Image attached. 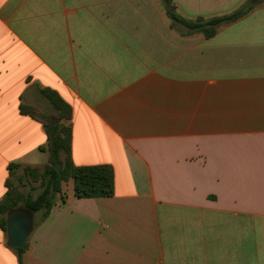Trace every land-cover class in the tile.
I'll list each match as a JSON object with an SVG mask.
<instances>
[{
    "label": "crops",
    "instance_id": "obj_1",
    "mask_svg": "<svg viewBox=\"0 0 264 264\" xmlns=\"http://www.w3.org/2000/svg\"><path fill=\"white\" fill-rule=\"evenodd\" d=\"M224 1L194 0L191 19ZM158 15L151 0H0V199L9 164L48 163L43 123L20 110L53 117L42 88L71 106L73 163L114 171L111 196L64 181L22 253L0 229V264H264V1L211 37Z\"/></svg>",
    "mask_w": 264,
    "mask_h": 264
},
{
    "label": "trees",
    "instance_id": "obj_2",
    "mask_svg": "<svg viewBox=\"0 0 264 264\" xmlns=\"http://www.w3.org/2000/svg\"><path fill=\"white\" fill-rule=\"evenodd\" d=\"M164 5L171 0H160ZM254 4L245 2L235 9L213 15L208 18H186L173 11L169 14L171 27L180 31L183 35L201 33L205 37L215 35L218 27L233 23L245 17ZM182 26L183 30L180 29ZM40 94L51 104L55 114L53 117L37 113L31 106L21 105L20 110L32 118L41 121L47 134L48 163L39 166L11 163L8 166L9 178L6 181L7 190L0 199V229L6 234L7 213L15 208L23 207L33 214L39 213L36 223L43 221L50 213L57 193L62 191V184L68 179L73 180L74 195L78 198L111 196L114 192V171L109 164L79 166L73 163L71 154L72 130L67 121L70 120L71 106L54 90L49 88L39 89ZM56 119L54 123L53 119ZM61 163V172L58 173L53 164ZM22 168L24 174L32 181H38L41 191L36 196L24 194L20 186L13 182L16 169ZM19 176L16 177L18 181ZM19 182V181H18ZM22 253L25 248H16Z\"/></svg>",
    "mask_w": 264,
    "mask_h": 264
},
{
    "label": "rangeland",
    "instance_id": "obj_3",
    "mask_svg": "<svg viewBox=\"0 0 264 264\" xmlns=\"http://www.w3.org/2000/svg\"><path fill=\"white\" fill-rule=\"evenodd\" d=\"M137 1V0H136ZM141 3H144L145 6L148 3V0H138ZM194 0H171L170 4L164 5L160 2V0H151V5L155 6L157 8V10H159V15L157 17H155V21H161V20H165L166 21V28H171V30L173 29L170 25L171 20L169 18V14L173 11L179 13L180 15L191 19V17H195V15L197 13H199V11L196 10H190V9H195V7H197V5L199 6V3L197 4L196 2H193ZM210 1V0H209ZM212 2H217V0H211ZM240 1L242 0H225L220 7L215 8L214 11L217 12H228L231 9H233L236 5H238L240 3ZM264 0H262L260 3L255 4L254 6L260 5ZM243 3L245 2H250V0H243ZM197 4V5H196ZM174 6V9L171 12H167V9ZM180 29L183 30L182 26L180 27ZM174 31H176L175 29H173ZM34 104V103H33ZM30 106V105H28ZM31 107L39 114H45L43 112V110L37 106V105H31ZM55 119V118H54ZM39 167H43V165L39 166ZM16 176H19L18 181L16 180L15 177H12L13 182L17 183L22 192L24 194H30L31 196H36L40 191H41V187L39 185L38 181H32L28 176H26L22 170V168H19L17 170V174ZM40 217L39 213H35L33 214V218L34 221H37L38 218Z\"/></svg>",
    "mask_w": 264,
    "mask_h": 264
},
{
    "label": "water",
    "instance_id": "obj_4",
    "mask_svg": "<svg viewBox=\"0 0 264 264\" xmlns=\"http://www.w3.org/2000/svg\"><path fill=\"white\" fill-rule=\"evenodd\" d=\"M262 0H250L251 4L260 3ZM174 7L167 9L171 12ZM56 119H54V123ZM54 169L60 173L61 163L59 161L53 164ZM33 228V213L23 207L10 210L6 216V238L7 244L13 248H26L28 246V237Z\"/></svg>",
    "mask_w": 264,
    "mask_h": 264
}]
</instances>
